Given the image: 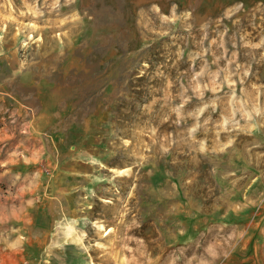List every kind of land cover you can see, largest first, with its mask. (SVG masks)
Masks as SVG:
<instances>
[{
  "label": "rangeland",
  "instance_id": "obj_1",
  "mask_svg": "<svg viewBox=\"0 0 264 264\" xmlns=\"http://www.w3.org/2000/svg\"><path fill=\"white\" fill-rule=\"evenodd\" d=\"M9 194L13 264H264V0H0Z\"/></svg>",
  "mask_w": 264,
  "mask_h": 264
},
{
  "label": "crops",
  "instance_id": "obj_2",
  "mask_svg": "<svg viewBox=\"0 0 264 264\" xmlns=\"http://www.w3.org/2000/svg\"><path fill=\"white\" fill-rule=\"evenodd\" d=\"M38 208L23 195H4L0 198V264H13L10 251H24L31 245V209ZM27 230V232H26ZM26 232V233H25ZM16 259V257H15Z\"/></svg>",
  "mask_w": 264,
  "mask_h": 264
}]
</instances>
